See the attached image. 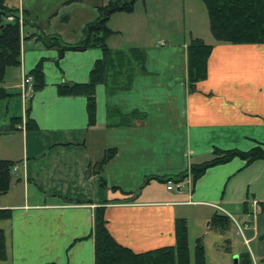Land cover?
<instances>
[{
  "label": "crops",
  "instance_id": "crops-1",
  "mask_svg": "<svg viewBox=\"0 0 264 264\" xmlns=\"http://www.w3.org/2000/svg\"><path fill=\"white\" fill-rule=\"evenodd\" d=\"M72 1H63V8L70 7ZM108 1L91 0L87 14L81 8L83 17L74 28L68 27L70 13L58 16L57 11L48 15L44 24L24 0H18L21 8L12 6L24 13L27 23L22 27L20 66L8 69L1 85L10 94L15 91L20 101L13 104L10 119L19 109L21 113L17 117L21 122L15 129L10 124L2 136H21L17 157L12 156L13 147L0 150L1 160L17 162L10 191L0 196V209L11 210L10 220L1 221L6 260L0 264H94L91 232L94 209L99 206L105 208L107 229L114 240L143 253L175 244L176 219L187 222L188 238L189 222L198 221L206 228L203 233L224 235L227 232L210 228L212 214H226L240 224L233 215L242 218L243 205L249 204L245 202L248 193L258 203L259 194H263L257 182L264 178V164L252 167L264 161L245 166L234 159L208 169L192 186L184 181L181 190L167 191L156 179L187 171L190 164L208 160L214 149L248 151L264 145V44H217L209 31L207 12L198 25L193 0H183L182 8L190 4L194 11L192 20L183 24L181 41L149 39L150 14H163L159 7L151 11L158 3L150 9L148 0L140 2L142 12L136 25L130 23L135 8L132 14L110 17L107 26L114 35L107 39L108 48L137 53L124 63L121 73L110 77L112 84L125 83L123 88L96 87L95 125L88 127L84 97L58 96L59 84L87 83L102 52L67 51L58 59V52L43 47L37 37L57 36L64 44L76 43L85 25L97 17L96 7ZM115 19L123 23L117 25ZM195 38L213 49L206 80L196 85L194 93H188L186 47ZM39 62L45 87L22 102V76ZM26 110L35 124L29 130L25 128ZM111 149L115 155L101 169L100 162ZM101 188L111 194L104 205ZM125 196L133 200L112 202ZM203 233L197 238L202 239ZM260 234L258 225L248 239L243 231L244 245ZM231 247L232 241L224 238L217 251L228 254ZM236 258L238 264L239 255ZM251 258L253 261V255Z\"/></svg>",
  "mask_w": 264,
  "mask_h": 264
},
{
  "label": "trees",
  "instance_id": "trees-1",
  "mask_svg": "<svg viewBox=\"0 0 264 264\" xmlns=\"http://www.w3.org/2000/svg\"><path fill=\"white\" fill-rule=\"evenodd\" d=\"M144 0H109L106 4L96 7L97 17L85 25L83 36L74 44H64L57 36H38L37 39L43 47L55 49L60 59L65 52H83L89 49H99L102 58L96 60L89 72L87 83L57 85V94L60 97H84L88 127L95 125V89L99 85L124 84L110 82L111 75L121 73L124 63L129 61L136 50L112 52L107 46V39L114 35L107 24L114 14H132L137 2ZM207 12L209 31L217 44L230 45H262L264 44V0H199ZM27 21L24 13L19 9L10 7L6 0H0V101L10 99L13 94L6 92L1 85L4 83L8 69L20 66L22 50V27ZM213 47L200 39H191L186 47V81L188 93L196 91V85L207 78V62ZM121 63V66H118ZM119 67V69H117ZM32 78L33 92L45 87L42 63L39 62L28 74ZM17 121V122H16ZM21 118L11 119V128L15 129ZM35 127L25 111V128ZM115 155V150H106L101 162L102 167ZM234 159H240L249 166L257 161H264V145L256 146L248 151L214 149L211 157L198 164H190L187 171L170 178H156L166 184L172 181L175 184L190 180L191 186L198 181L208 169L224 165ZM17 162L0 159V196L6 195L11 188L12 169ZM153 178H149L151 180ZM155 179V178H154ZM103 183V182H102ZM104 185V184H103ZM115 190L114 188H112ZM125 195V194H124ZM133 197L113 200L112 202H130ZM107 204L104 201L102 205ZM243 213L247 212V205H243ZM11 218V210L0 209V222ZM211 229L220 233L230 230L231 221L225 215L213 213L209 220ZM175 244L143 253L118 244L107 229L105 208L96 207L93 213V239L94 264H191L188 246V228L184 219L174 222ZM193 264H205L206 256L201 238L195 240ZM6 260L5 235L0 229V261ZM238 264H253L249 254L239 255Z\"/></svg>",
  "mask_w": 264,
  "mask_h": 264
},
{
  "label": "rangeland",
  "instance_id": "rangeland-1",
  "mask_svg": "<svg viewBox=\"0 0 264 264\" xmlns=\"http://www.w3.org/2000/svg\"><path fill=\"white\" fill-rule=\"evenodd\" d=\"M6 1L11 3L9 4L10 7H12L13 5H17L18 8H21L18 0H17L18 3L16 2L12 3V0H6ZM63 1H66V0H24L25 5L26 3L29 6L32 5V8H34L33 9L34 12L37 14L38 21H40L41 23L45 24L48 21V19L46 18L48 15L50 16L51 14L59 11L58 16L70 13L71 20L68 23L69 24L68 27L74 28L75 23L80 21V18L83 17L82 12H86L85 14L88 13L89 11L88 5L91 4L90 3L91 0H74L70 2L72 5L68 8H63L64 7L62 5ZM193 2L197 3V8L195 7L196 8L195 11L197 15L195 16L197 19V23L199 25L201 22V17L203 16V18H205L204 16L206 14V8L201 1L193 0ZM20 3H21V0H20ZM157 3L158 5L154 6L151 9L152 5H156ZM83 5H85V7ZM149 6H150L151 11L153 9L157 11L158 7L161 9V11H163V14H161L160 12L158 15H156L155 13L150 14L151 17L149 19V25H148V30H147L149 39L152 36H155V38H163L167 41H172V40L181 41L183 39L182 34H181V32L183 31V24L192 20L193 15L191 13L194 11V8L192 6L190 7V4H189V7L187 5H184V8H182L183 0H148V7ZM81 8H84L86 11L81 12L80 11ZM134 8H135L136 13L134 15V18H132L133 23L131 21L130 23L133 25H136V24H139L140 22V13L142 12V3L137 2ZM160 15H162L163 18ZM116 18H121V17H116ZM115 20H117L116 21L117 25H121L123 23L121 19H115ZM132 45L138 46L137 44H132ZM11 93L13 95L11 99H9L10 101L8 99L4 101H0V138H1L0 139V150H4L6 146H8L9 148L13 147L14 149L12 151L14 154H12V156L17 157V154H18L17 139L19 140L21 135H17L13 139H11L10 137L2 136V135H5L4 133H6L11 123L10 118L12 116L10 115V112L12 111V108L14 106L13 104L19 101V99L17 98V95L15 94V91L12 90ZM7 106L9 107V112H7V108H6ZM27 106H28V103H27ZM14 115H15L13 116L14 118L20 117L21 116L20 109L19 111H16ZM12 140L14 141L15 147H14ZM263 164L264 162L255 163L252 168H257L255 166H263ZM14 177H15V174L13 173V178ZM257 184L263 187V194L261 195L259 194V197H260V199L258 200L259 203L255 201L251 192H249L248 195L246 196L247 200L245 201L249 203L247 205L248 206L247 213H242V218L241 216H238V215H233V217H235V219L238 222H240L241 226L243 225V223H247L246 225L248 228L244 230L245 238L248 239L250 237V234L254 233V230L257 225L259 226V231L262 232L263 234H260L258 239L250 242L248 246H245L243 242L244 241L243 238L240 236L238 237V235L235 234V227L233 225L230 227L231 229L227 233H225L224 235H220L215 232L203 233V231H206V228H202V225H201L202 222L200 221L189 222L190 223V234L188 238V246H189L191 264H193V259H194L193 255H194L195 239L199 237L201 233H203L202 241H203V246L205 250L207 264H225V261H227V264H234L235 257L238 255L245 254V253L249 254L250 258L253 255L254 260L252 261V263L255 262V264H264V259L262 261L257 260V257L259 256L264 258V178L260 179L257 182ZM101 190H102V201H104L105 199H109V197H111L109 190H106L104 188H101ZM1 198H4V197H1ZM253 203H256V208H255L256 212L254 213V215H252V209H253L252 204ZM196 215L197 214H194L195 217ZM2 226L4 225L3 223L0 222V228ZM224 238H228L232 241L231 251L230 252L228 251V254H222L217 251V247L222 245V240Z\"/></svg>",
  "mask_w": 264,
  "mask_h": 264
},
{
  "label": "built area",
  "instance_id": "built-area-1",
  "mask_svg": "<svg viewBox=\"0 0 264 264\" xmlns=\"http://www.w3.org/2000/svg\"><path fill=\"white\" fill-rule=\"evenodd\" d=\"M19 14H20V19H21V12L20 11H19ZM32 93H33L32 78L28 75H23L22 79H21V83L19 85V96L21 97L22 102L27 101L30 98V96L32 95ZM184 183L185 182L183 181V182L175 184L172 181H168L165 185H166V189L168 191H173V190H181L184 187ZM187 183L188 184L190 183L189 179H187ZM252 208H253L252 209V215H254V213L256 212V210H255L256 203L252 204ZM230 219L233 221L232 224L235 227V234L243 238V231L245 229H247V225H246L247 223H245L243 226H241L232 218H230ZM244 241H245V243H247V241L245 239H244Z\"/></svg>",
  "mask_w": 264,
  "mask_h": 264
},
{
  "label": "water",
  "instance_id": "water-1",
  "mask_svg": "<svg viewBox=\"0 0 264 264\" xmlns=\"http://www.w3.org/2000/svg\"><path fill=\"white\" fill-rule=\"evenodd\" d=\"M234 264H237V258L235 257V259H234Z\"/></svg>",
  "mask_w": 264,
  "mask_h": 264
}]
</instances>
